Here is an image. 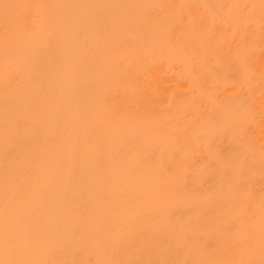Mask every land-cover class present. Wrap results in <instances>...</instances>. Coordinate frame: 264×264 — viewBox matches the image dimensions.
I'll list each match as a JSON object with an SVG mask.
<instances>
[{"label": "bare ground", "instance_id": "bare-ground-1", "mask_svg": "<svg viewBox=\"0 0 264 264\" xmlns=\"http://www.w3.org/2000/svg\"><path fill=\"white\" fill-rule=\"evenodd\" d=\"M0 264H264V0H0Z\"/></svg>", "mask_w": 264, "mask_h": 264}]
</instances>
